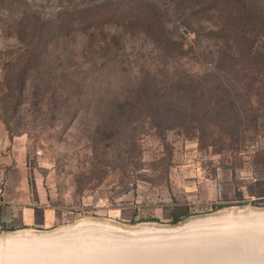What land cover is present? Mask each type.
I'll list each match as a JSON object with an SVG mask.
<instances>
[{
  "label": "rangeland",
  "instance_id": "rangeland-1",
  "mask_svg": "<svg viewBox=\"0 0 264 264\" xmlns=\"http://www.w3.org/2000/svg\"><path fill=\"white\" fill-rule=\"evenodd\" d=\"M103 1L115 0L29 4L57 13L64 5ZM153 2L165 26L159 40L173 35L205 46L207 39L197 36L203 24L194 32L182 25L189 9L183 13L181 1ZM22 5L0 6V56L16 43L1 26ZM118 30L125 40L121 50L115 45L108 53L95 52L81 34L74 52L60 48L49 58L58 71L81 74L78 105L36 111L28 104V90L10 129L0 120V184L39 185L53 194L57 212L48 228L1 227L0 264H264V99L257 129L240 137L219 131L194 136L144 122L137 128L106 125L110 103L135 84V64L162 59L152 40L143 42L144 35L122 24L109 32ZM193 56L184 61L199 68ZM238 121L231 116L224 130L236 131ZM186 205L189 215L178 223L166 216L173 206ZM84 252L110 257L82 260Z\"/></svg>",
  "mask_w": 264,
  "mask_h": 264
},
{
  "label": "trees",
  "instance_id": "trees-1",
  "mask_svg": "<svg viewBox=\"0 0 264 264\" xmlns=\"http://www.w3.org/2000/svg\"><path fill=\"white\" fill-rule=\"evenodd\" d=\"M17 1L22 10L12 19L7 16L1 26L2 33L16 41L2 48L0 56V120L7 129L20 118L28 90V104L36 111L78 105L85 83L81 74L58 71L49 58L60 48L74 52L81 34L95 52L108 53L115 45L120 49L123 33L109 32L115 24L144 35L143 42L152 40L162 59L135 64V84L110 103L103 118L106 125L137 128L144 122L194 136L220 132L226 137L257 129L264 99V0H179L183 13L189 9L182 25L194 32L203 24L197 36L207 39L205 46L173 35L159 40L165 26L153 0L64 5L57 13L34 10L29 0H0V6L10 9ZM189 54L199 68L184 61ZM231 116L239 119L236 131L224 130L230 129ZM188 215L187 205L173 206L171 222Z\"/></svg>",
  "mask_w": 264,
  "mask_h": 264
},
{
  "label": "crops",
  "instance_id": "crops-1",
  "mask_svg": "<svg viewBox=\"0 0 264 264\" xmlns=\"http://www.w3.org/2000/svg\"><path fill=\"white\" fill-rule=\"evenodd\" d=\"M232 174L224 178L231 182ZM172 217L171 209L166 214ZM57 221L53 194L42 190L39 185L0 184V228L21 226L51 227Z\"/></svg>",
  "mask_w": 264,
  "mask_h": 264
},
{
  "label": "bare ground",
  "instance_id": "bare-ground-1",
  "mask_svg": "<svg viewBox=\"0 0 264 264\" xmlns=\"http://www.w3.org/2000/svg\"><path fill=\"white\" fill-rule=\"evenodd\" d=\"M211 220V219H210ZM215 220V219H214ZM190 224V223H189ZM203 224V223H202ZM187 226V225H186ZM191 227V226H190ZM183 228V227H182ZM152 229V228H151ZM185 229V228H184ZM187 229V228H186ZM143 230V229H142ZM150 230V229H149ZM148 230V231H149ZM138 231V230H137ZM140 231V230H139ZM160 231V230H159ZM159 231H157V232H159ZM175 231V230H174ZM178 231V230H177ZM151 232V231H150ZM163 232V231H162ZM171 232V231H170ZM173 232V231H172ZM130 233V232H129ZM136 233V232H135ZM149 233V232H148ZM160 233V232H159ZM175 233V232H174ZM25 234H27V232L25 233ZM31 234V233H30ZM155 234H157V233H155ZM23 235V234H22ZM133 235H134V233H133ZM46 236V235H45ZM35 237V236H34ZM24 238H25V236H24ZM33 238V237H32ZM40 238V237H39ZM7 239V238H6ZM29 239V238H28ZM40 239H43V238H40ZM18 240V239H17ZM33 240H35V239H33ZM58 255H60V254H58ZM90 255H92L91 257H90ZM103 256H106V257H110V255H102V254H99V255H97V254H91V253H87V255H86V253L84 252L82 255L80 254V257H82L81 259L82 260H86V259H95V258H97V257H103Z\"/></svg>",
  "mask_w": 264,
  "mask_h": 264
}]
</instances>
